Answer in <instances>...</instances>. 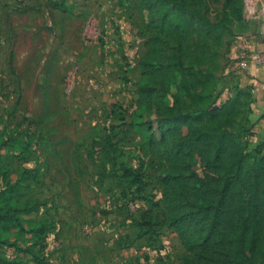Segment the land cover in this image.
Wrapping results in <instances>:
<instances>
[{"label": "rangeland", "instance_id": "obj_1", "mask_svg": "<svg viewBox=\"0 0 264 264\" xmlns=\"http://www.w3.org/2000/svg\"><path fill=\"white\" fill-rule=\"evenodd\" d=\"M62 1L66 11L52 8L49 0H0V138L18 137L2 151L0 183L4 174L24 178L25 169L36 173L22 191L47 199L38 214L55 224L45 247L47 264H183L187 250L174 229L157 226L161 236L149 241L137 240V231L129 227L130 218L141 211L149 210L156 220L166 214L160 201L152 204L162 192L159 146L149 142L150 135L161 139L159 123L150 129L120 124L115 113L127 122L136 119L139 62L146 52L140 3ZM208 1L210 16L218 21L223 0ZM92 18L96 21L89 29L98 36L88 40ZM231 29L220 50V100L241 84L225 74L224 65L231 44L248 30ZM240 97L236 123L251 127L249 148L254 149L264 143V115L250 114L253 92ZM111 123L127 129L121 135L120 161L147 162L148 201L118 198V181L108 175L111 166L95 146L100 128ZM198 172L203 174V168ZM5 250L14 259L12 249ZM16 264L32 263L18 258Z\"/></svg>", "mask_w": 264, "mask_h": 264}, {"label": "trees", "instance_id": "obj_2", "mask_svg": "<svg viewBox=\"0 0 264 264\" xmlns=\"http://www.w3.org/2000/svg\"><path fill=\"white\" fill-rule=\"evenodd\" d=\"M49 1L52 8L67 10L64 1ZM138 1L146 52L139 62L136 119L127 122L115 113L120 124L150 129L159 123L161 139L150 135L149 142L159 146L162 192L152 204L160 201L166 214L156 220L149 210L141 211L129 227L137 240L149 241L161 236L157 226L174 229L187 250L183 264H264V143L250 149L251 127L236 123L240 94L252 89L239 84L234 95L220 100L217 87L220 50L233 35L231 26L249 28L245 0H223L218 21L210 16L208 0ZM251 106L252 101L253 111ZM120 124L100 128L97 152L118 181V198L148 201L147 162L120 161L121 135L127 131L117 130ZM12 141L18 137L0 138V157ZM33 173L4 174L0 183V264H16L18 258L47 264L45 247L55 224L38 218L47 199L22 191L24 181L37 178Z\"/></svg>", "mask_w": 264, "mask_h": 264}, {"label": "crops", "instance_id": "obj_3", "mask_svg": "<svg viewBox=\"0 0 264 264\" xmlns=\"http://www.w3.org/2000/svg\"><path fill=\"white\" fill-rule=\"evenodd\" d=\"M263 12L264 0H245V16L249 28L244 36L231 44L229 59L224 65L225 74H229V77L235 76L240 80L241 87H250L255 94L251 115H264V59L255 60L256 54L264 46ZM260 14L262 16H258ZM242 58L249 61L248 67L243 70L238 67Z\"/></svg>", "mask_w": 264, "mask_h": 264}, {"label": "built area", "instance_id": "obj_4", "mask_svg": "<svg viewBox=\"0 0 264 264\" xmlns=\"http://www.w3.org/2000/svg\"><path fill=\"white\" fill-rule=\"evenodd\" d=\"M263 15H264V12H263ZM258 16H262V14H260ZM95 21H96L95 18L89 19V21H88V25H89L87 28V31H88L87 39L88 40L93 39L92 37L96 38L98 36L92 28L89 29L90 25L94 24ZM258 59H260V60L264 59V46H263L262 50L259 53H257L255 56V60H258ZM248 64H249V61L245 58H242L238 62V67L243 70V69H246L248 67ZM55 244L58 245L57 242H55Z\"/></svg>", "mask_w": 264, "mask_h": 264}]
</instances>
